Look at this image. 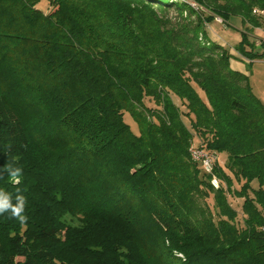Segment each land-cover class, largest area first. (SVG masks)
Listing matches in <instances>:
<instances>
[{
  "label": "trees",
  "instance_id": "16d2710c",
  "mask_svg": "<svg viewBox=\"0 0 264 264\" xmlns=\"http://www.w3.org/2000/svg\"><path fill=\"white\" fill-rule=\"evenodd\" d=\"M41 1L0 0V191L27 216L0 214V264H264V103L231 66L264 58V0Z\"/></svg>",
  "mask_w": 264,
  "mask_h": 264
},
{
  "label": "rangeland",
  "instance_id": "374dc122",
  "mask_svg": "<svg viewBox=\"0 0 264 264\" xmlns=\"http://www.w3.org/2000/svg\"><path fill=\"white\" fill-rule=\"evenodd\" d=\"M194 1V0H193ZM39 7L43 9L45 12L52 10L50 5L48 4L47 0H42L39 3ZM194 7V6H193ZM198 8V7H195ZM263 25H259L264 29V22ZM211 29L215 33L217 38H220L221 42L226 45L233 53L236 52V46L238 45L239 41L241 40L242 31L244 26L242 25L241 21L237 17L231 18L230 21L224 22L220 17H216L215 21L211 24ZM248 34L250 38L253 40L257 37L258 26L252 27V29H248ZM264 37V33L262 34ZM261 40V39H258ZM257 41V40H256ZM264 41V39H262ZM257 44V43H256ZM231 66L234 69L240 70L245 72L250 76L251 85L253 87V91L255 94L263 101L264 103V58L261 59H246L234 56L231 59ZM176 102H179L177 98H175ZM149 106H156L154 101L151 99L146 100ZM127 120L131 123L132 127L137 130L136 123L127 116ZM199 140L195 139L194 143L198 145ZM219 160L221 163H224L226 157L224 154H218ZM237 185V184H236ZM229 200L231 204L241 210V203L242 199L237 198L233 195L229 196ZM210 203H212V198L209 199Z\"/></svg>",
  "mask_w": 264,
  "mask_h": 264
},
{
  "label": "clouds",
  "instance_id": "9594fccd",
  "mask_svg": "<svg viewBox=\"0 0 264 264\" xmlns=\"http://www.w3.org/2000/svg\"><path fill=\"white\" fill-rule=\"evenodd\" d=\"M5 170L8 171L10 178L15 183H19V177L22 173V169L6 166ZM15 200L16 202L13 203L11 194L0 191V214L10 212L13 218L23 224L27 220V216L24 215L26 198L22 194H17Z\"/></svg>",
  "mask_w": 264,
  "mask_h": 264
},
{
  "label": "built area",
  "instance_id": "2783aa9c",
  "mask_svg": "<svg viewBox=\"0 0 264 264\" xmlns=\"http://www.w3.org/2000/svg\"><path fill=\"white\" fill-rule=\"evenodd\" d=\"M191 1H193V0H191ZM253 9L258 10L259 13H261V14H264V8L254 7ZM262 22H264V21H262ZM263 33H264V29L261 26H258L257 37L254 36V38H256V40H257L256 41L257 45H259L261 43L262 39H264V37H262ZM258 39H261V40H258ZM193 152H195L196 162L200 163L203 170L206 173H208L209 175H211V180H217V182H221L220 178L218 177V175L215 172V168H212V159L214 156H219L218 153L216 151L207 150L204 147L196 145L195 143H194ZM221 185H222V183H221Z\"/></svg>",
  "mask_w": 264,
  "mask_h": 264
},
{
  "label": "bare ground",
  "instance_id": "6f19581e",
  "mask_svg": "<svg viewBox=\"0 0 264 264\" xmlns=\"http://www.w3.org/2000/svg\"><path fill=\"white\" fill-rule=\"evenodd\" d=\"M188 1L192 6L194 7H199L197 3H195L194 1H191V0H186ZM255 14L257 15H261V16H264V14H261L259 13L258 10H252ZM194 150V143L190 146V156L192 157V159L194 161H196V156H195V152H193ZM219 156H214L213 159H212V168H215V164L218 160ZM211 184L215 187V188H218L220 186V182H217V180H211Z\"/></svg>",
  "mask_w": 264,
  "mask_h": 264
}]
</instances>
